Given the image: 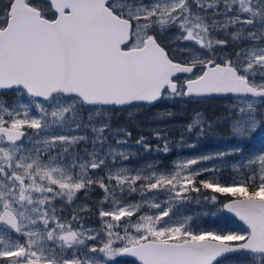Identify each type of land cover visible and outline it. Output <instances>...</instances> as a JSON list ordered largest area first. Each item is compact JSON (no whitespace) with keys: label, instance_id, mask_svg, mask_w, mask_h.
Instances as JSON below:
<instances>
[{"label":"snow or ice","instance_id":"snow-or-ice-1","mask_svg":"<svg viewBox=\"0 0 264 264\" xmlns=\"http://www.w3.org/2000/svg\"><path fill=\"white\" fill-rule=\"evenodd\" d=\"M177 101L221 107L113 126ZM210 135L230 147L195 151ZM257 138L264 0H0V264H264ZM194 203L236 227L178 217Z\"/></svg>","mask_w":264,"mask_h":264},{"label":"rangeland","instance_id":"rangeland-1","mask_svg":"<svg viewBox=\"0 0 264 264\" xmlns=\"http://www.w3.org/2000/svg\"><path fill=\"white\" fill-rule=\"evenodd\" d=\"M207 105L208 104H206V102L197 103L194 101H177L175 103L167 102L155 109L137 110L134 120H129L127 114L114 117L113 126L115 127L119 125L128 128V130L132 133V139L136 140L141 133L144 135H149L160 111L173 110L176 113V118L175 121H170L168 123V127L173 132V135H175L176 129L182 127L185 122H190V120L195 119L197 112H201L206 115ZM151 142L153 144L156 143L155 140H152ZM228 147H230V143L226 139H221L217 135H210L199 141L198 147L195 151L209 152L223 150ZM262 148H264V141H262L260 138L250 141L249 150L255 152L261 150ZM186 155L187 153H174L171 157L161 161L155 154L145 155L141 153V156L132 160L130 164L132 166H137L156 161L162 167L167 168L170 167L172 160L185 158ZM220 166L224 167V165ZM220 176L225 179L231 178V174L227 170L220 173ZM175 211L177 212L178 217L187 215L194 216L195 222L203 228L217 230L218 226L226 225V214L217 210L211 204L194 203L189 205H181L178 206ZM233 264H239V261H234Z\"/></svg>","mask_w":264,"mask_h":264},{"label":"trees","instance_id":"trees-1","mask_svg":"<svg viewBox=\"0 0 264 264\" xmlns=\"http://www.w3.org/2000/svg\"><path fill=\"white\" fill-rule=\"evenodd\" d=\"M207 116H211L213 113L217 112L219 108L221 107L220 101H207ZM226 219V226L229 228H235L236 223H233V219H230L228 217H225Z\"/></svg>","mask_w":264,"mask_h":264},{"label":"water","instance_id":"water-1","mask_svg":"<svg viewBox=\"0 0 264 264\" xmlns=\"http://www.w3.org/2000/svg\"><path fill=\"white\" fill-rule=\"evenodd\" d=\"M228 216H230L231 217V214H228V213H226ZM232 218V217H231Z\"/></svg>","mask_w":264,"mask_h":264}]
</instances>
